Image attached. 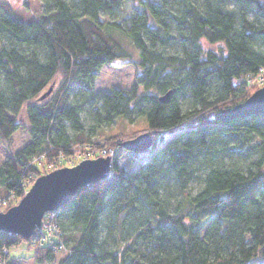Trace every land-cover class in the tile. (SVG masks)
Returning <instances> with one entry per match:
<instances>
[{"label":"trees","instance_id":"obj_1","mask_svg":"<svg viewBox=\"0 0 264 264\" xmlns=\"http://www.w3.org/2000/svg\"><path fill=\"white\" fill-rule=\"evenodd\" d=\"M129 1L125 26L100 18L121 0H43L42 11L27 18L0 2V147L8 153L0 197L19 200L49 171L39 169L42 160L64 166L77 150L117 146L108 177L58 209L61 242L52 247L0 232L4 264L17 259L12 249L23 241L37 263L64 251L59 264H264V114L213 118L245 99L254 90L245 91L246 76L264 70V0H177L178 13L168 0ZM174 41L180 50L166 52ZM129 64V87L91 92L100 67ZM75 86L90 91L97 119L144 117L154 145L131 152L121 146L124 134L107 130L91 138L80 105L66 102ZM185 93L188 107L177 99ZM21 127L30 138L12 151ZM164 164L182 191L173 206L152 187ZM196 164L204 176L191 195Z\"/></svg>","mask_w":264,"mask_h":264},{"label":"rangeland","instance_id":"obj_2","mask_svg":"<svg viewBox=\"0 0 264 264\" xmlns=\"http://www.w3.org/2000/svg\"><path fill=\"white\" fill-rule=\"evenodd\" d=\"M0 2L10 4L16 10V12L24 18H27L33 14L40 13L42 11L43 4V0H0ZM23 2H27V5H24ZM129 4V0H121L120 5L115 8L113 12H101V20L111 23H120V25L125 26L127 23V17L130 13ZM166 6L167 9L178 13L177 0H168ZM133 11H135V9H133ZM168 25L170 31L176 34L178 28L170 18L168 19ZM205 46L211 48L213 47L207 44H205ZM165 50L169 53H175L180 50L179 43L174 41L167 47H165ZM133 79L134 66L131 64L123 66L103 65L97 70L95 78L91 83L90 90L91 92L99 93L109 91L112 87H129ZM82 90L83 89H81L80 87H73L66 94V102L68 105H74L76 103L80 105L79 115L81 118V122L83 124L84 130L90 134L91 138H94L97 132L106 130L112 133L120 132L125 135L123 136L124 138L131 137L138 133L146 131V121L144 117L136 114H133L131 116V120L116 118V121L111 123H106L104 120L97 119L93 114V104L88 99L90 91ZM177 99L183 107L190 106V100L186 93L183 95H178ZM64 123L68 125L67 122ZM66 131L69 135L73 134V131L68 126ZM29 138L30 135L26 127L19 128L13 134L12 151L19 149L24 143L29 140ZM76 152L77 154L75 153L72 158H69L67 160L66 165H73L80 159H82L81 156H83V153L80 155L78 153H80L81 151L77 150ZM7 157L8 153L4 150L3 147H0V163ZM37 161L40 160L37 159ZM38 166L42 171L45 168L49 170L55 168L52 164L46 163V161L44 160L40 161L38 163ZM165 167L166 166L164 164L162 169H159L157 172L153 173L157 182H155L152 187L159 191L161 197L167 198L170 205L173 206V204L176 203V200L180 199V197L182 196V191L179 187L177 179L174 177V174L171 172H167L164 169ZM132 170L134 171V168ZM141 171L153 172L147 166H141ZM203 176L204 167L202 165L196 164L194 174L192 178L187 182L186 190L189 192V194L194 195L200 189ZM19 249L21 252H19ZM28 252H30V249L28 248V243H26L25 241L20 243L17 247L13 248V255H18V257L13 261L12 264H59V260L63 258L65 254L64 251H58L55 254V260L53 262L37 263L34 259L28 257Z\"/></svg>","mask_w":264,"mask_h":264},{"label":"water","instance_id":"obj_3","mask_svg":"<svg viewBox=\"0 0 264 264\" xmlns=\"http://www.w3.org/2000/svg\"><path fill=\"white\" fill-rule=\"evenodd\" d=\"M52 89L50 86L39 98L43 99ZM169 89L159 96L165 101L171 95ZM264 114V85L254 90L242 101L217 110L213 118L230 121ZM154 138L149 131L124 138L121 146L131 152L151 148ZM113 158L106 154L94 158H82L73 165L55 167L35 177L19 200L0 211V232L15 234L29 239L42 225L43 215L67 204L80 188H89L106 179Z\"/></svg>","mask_w":264,"mask_h":264},{"label":"built area","instance_id":"obj_4","mask_svg":"<svg viewBox=\"0 0 264 264\" xmlns=\"http://www.w3.org/2000/svg\"><path fill=\"white\" fill-rule=\"evenodd\" d=\"M246 82L247 84L245 91H250L251 89L264 85V70L262 68H259V71L255 75L246 76ZM116 149V145L107 148L105 147L100 150H90L88 148L85 150H81V152L78 154L81 155L83 153V156H81V158H94L97 154L102 156L109 154L111 157H113L114 153L116 152ZM50 164L54 166V163ZM31 183H29V186L31 185ZM17 201L18 199H15L13 193H10L5 197H0V211L6 210L9 206H11V204L16 203ZM57 211L58 209L46 212L43 215L41 227L37 229L35 233L27 240H29L31 243L38 241L41 245L46 244L48 246L56 247L61 242L58 236L62 232L57 220ZM2 252L4 254H7L9 250L6 247H3ZM0 262L1 264H4L1 255Z\"/></svg>","mask_w":264,"mask_h":264},{"label":"crops","instance_id":"obj_5","mask_svg":"<svg viewBox=\"0 0 264 264\" xmlns=\"http://www.w3.org/2000/svg\"><path fill=\"white\" fill-rule=\"evenodd\" d=\"M19 252H21L20 249H19ZM18 254H20V253H18Z\"/></svg>","mask_w":264,"mask_h":264}]
</instances>
